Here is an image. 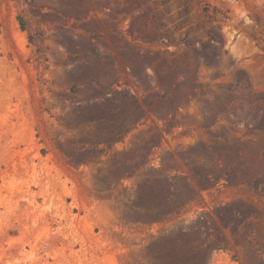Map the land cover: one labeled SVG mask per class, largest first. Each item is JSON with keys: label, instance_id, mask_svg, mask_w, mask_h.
<instances>
[{"label": "rangeland", "instance_id": "1", "mask_svg": "<svg viewBox=\"0 0 264 264\" xmlns=\"http://www.w3.org/2000/svg\"><path fill=\"white\" fill-rule=\"evenodd\" d=\"M0 264H264V0H0Z\"/></svg>", "mask_w": 264, "mask_h": 264}]
</instances>
